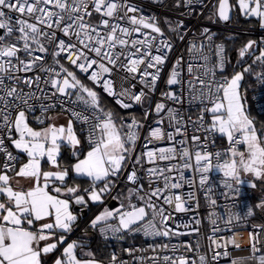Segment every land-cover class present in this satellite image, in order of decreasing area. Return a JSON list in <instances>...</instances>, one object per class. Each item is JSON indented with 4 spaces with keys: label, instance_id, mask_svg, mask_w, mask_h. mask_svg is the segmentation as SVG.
I'll list each match as a JSON object with an SVG mask.
<instances>
[{
    "label": "snow or ice",
    "instance_id": "1",
    "mask_svg": "<svg viewBox=\"0 0 264 264\" xmlns=\"http://www.w3.org/2000/svg\"><path fill=\"white\" fill-rule=\"evenodd\" d=\"M173 7L181 18L165 23L180 41L187 37L183 16L197 8L214 24L238 12L264 29V0H173ZM214 37L204 27L187 48L196 62L177 56L169 65L173 40L135 0H0V264H129L116 252L97 258L83 238L69 239L78 227L75 206L120 201L90 221L106 240L139 232L170 240L200 231L197 193L217 205L213 173L226 200L238 198L245 183L264 184V124L242 85L245 74L264 85V39L242 45L240 62L252 64L226 75L230 61ZM98 90L125 111L147 110L121 116ZM121 183L126 195L117 191ZM185 185L192 190L183 192ZM257 210L264 213V199L246 217ZM179 213H193L192 221L177 223ZM211 223L219 232L214 213ZM255 227L250 250L264 264V254L256 255L264 253V224ZM209 239L213 255H199L198 264L228 255L217 251L226 244ZM180 247L195 251L168 243L122 251L134 259L137 251L154 253L140 264H197L177 254Z\"/></svg>",
    "mask_w": 264,
    "mask_h": 264
},
{
    "label": "built area",
    "instance_id": "2",
    "mask_svg": "<svg viewBox=\"0 0 264 264\" xmlns=\"http://www.w3.org/2000/svg\"><path fill=\"white\" fill-rule=\"evenodd\" d=\"M135 2L143 8L145 15H155L159 18L162 28L165 30L166 35H168L174 43V49L170 53L169 65L174 62L177 56H184L185 60L196 62L195 58L190 56L187 52L189 43L193 40L194 37H198L200 32L204 27H209L213 33H215L214 42L216 44L223 43L226 49V55L229 61H236V54L233 55L232 52L228 49V43L230 41L234 42L237 39H251L260 41L264 39V29H261L259 25L257 26H247L242 24H237L230 22L228 24L224 23H211L207 19V13L203 16L201 15V9L197 8L194 14H185L183 19L186 24L185 31L187 32V37L184 41H180L174 34L168 31V26L165 23V20L171 21L173 24L179 21L180 12L179 10L173 7V0H135ZM237 51V49H236ZM252 64V59L247 57L243 66ZM228 64L225 69V74L227 73ZM254 72L261 71V66L258 64L253 65ZM163 87V85H161ZM243 87L247 89V96L251 106L254 108L255 112L258 115L264 116V85H261L255 75L245 74ZM101 91V94L109 98L114 104L115 101L112 97L107 96ZM153 100L159 99V93L157 92ZM260 101V102H258ZM116 105V104H115ZM116 107L122 111L121 116H128L129 114L135 115L137 118L143 116L145 110H147V104L145 105H135L131 110L125 111L121 109L118 105ZM187 107V105L185 106ZM146 135V132L141 133V140L138 141L137 150H140L141 145L143 144V136ZM225 141L218 140L217 147L221 148L225 146ZM159 146L165 147L166 143H161ZM187 175H190L188 173ZM213 179L216 182L214 187V197L217 200L216 206H211L209 202L205 199L203 192L197 193L199 197V208L196 210V215L201 220L199 225L200 231L198 233H192L190 235H183L178 237H172L170 240L162 237H145L142 232L139 233H129L122 240L116 239H107L108 240V249L109 255L116 252L121 256L122 259L129 262V264H140L139 257H151L154 255L152 251H137L135 253L136 259L130 257L127 252L122 251L127 248H136V249H148L149 245L152 244H163L168 243L170 245H183L191 244L195 251L189 252L184 247H180L177 254H185L190 259L196 260L198 264L199 255L206 254L209 259H211L213 253L211 248L214 246L213 241L209 237H213L221 245H227V248L220 247L217 249L218 252L227 251L228 255H221L216 264H257V261L252 258V252L250 250V245L252 243L250 238V233L256 232L259 233V229L256 228V225L264 224V213H261L259 210L256 211L255 216L246 217L247 207L253 206L258 203L261 199H253L250 195L249 190L244 185L240 186V196L238 198H233L226 200L221 193L224 189L219 186V177L217 174L213 173ZM126 190L124 184L119 185L117 191ZM187 185H185L183 192L187 193L190 191ZM112 200L111 197L107 198L103 205H100V208L108 206V203ZM117 204L114 208L119 207V200H116ZM215 214V219L217 221V227L220 231L213 234L211 223V214ZM234 216L242 217L239 221L234 220L232 224H226L224 217H227L229 214ZM177 223L189 224L193 219V213H179L176 214ZM246 217V218H245ZM84 227V226H83ZM82 226H78L76 230L70 235V239L74 238L80 231ZM184 231V229H181ZM104 238V237H103ZM239 246L238 248L235 246ZM161 256L167 254L171 255L172 252L169 249L168 251H161ZM264 253H257L256 255H261ZM107 257V258H108ZM162 264V261H161Z\"/></svg>",
    "mask_w": 264,
    "mask_h": 264
},
{
    "label": "trees",
    "instance_id": "3",
    "mask_svg": "<svg viewBox=\"0 0 264 264\" xmlns=\"http://www.w3.org/2000/svg\"><path fill=\"white\" fill-rule=\"evenodd\" d=\"M231 22L237 23V24H242V25H247V26H257L258 25V23L256 21H245V20L239 18L236 13L233 15V19H232ZM244 42H245V40H243V39H237L234 42L230 41L228 43V49H229V51L232 52L233 55H235L236 52H237L236 51L237 47L240 44L244 43ZM238 67H240L242 69V65H239ZM236 69H237V67L235 65V61L234 62L233 61H230L228 63L227 73L230 74L232 71H234ZM243 83H244V80L242 81V85H243ZM102 97H103V103H104V105H105L106 108L112 109L113 111H115L119 115L122 114V111H120L116 107V105L109 98H107V97H105L103 95H102ZM248 102H249V100H248ZM249 106H250L251 114L257 119V121L260 124H264V116L258 115L255 112L254 108L251 106L250 102H249ZM69 158H70V154L68 152H66L65 153V159L67 160ZM121 192L123 194H126V190H123ZM250 195H251V197L253 199L262 198L259 193H254L253 192V193H250ZM84 221H85V219H83L81 223H83ZM83 228H85V226ZM83 228H82V230H83ZM88 242H89V247H91L93 249V252L96 253L97 256H100L98 254H99V252L101 250H103L104 254H103V257H101V258H104L105 260L107 259L108 255H109V249L107 248L108 247V244H107L108 243V240L104 239L102 235L96 236V234H95V236H93L90 240H88Z\"/></svg>",
    "mask_w": 264,
    "mask_h": 264
},
{
    "label": "crops",
    "instance_id": "4",
    "mask_svg": "<svg viewBox=\"0 0 264 264\" xmlns=\"http://www.w3.org/2000/svg\"><path fill=\"white\" fill-rule=\"evenodd\" d=\"M70 154V153H69ZM126 195V194H124ZM120 203V201H119ZM107 207L109 209H114V207H109V206H104L102 208H100V205L97 204H89V206L83 210L80 209L79 206H75V210L77 212V214L79 215V221H78V226H85V228H83L82 231H80L74 238L72 239H80L83 238L87 247L93 251V249L91 247H89V242L88 240H90L93 236H100L101 234L97 231L94 230L90 227V221L97 215L99 214L101 211H103V209ZM85 219V221L83 223L82 220ZM81 223V224H80ZM81 232H84L82 235L80 234ZM87 233V234H85ZM71 237V236H70ZM70 239V238H69ZM70 239V240H72ZM50 259V258H49Z\"/></svg>",
    "mask_w": 264,
    "mask_h": 264
},
{
    "label": "rangeland",
    "instance_id": "5",
    "mask_svg": "<svg viewBox=\"0 0 264 264\" xmlns=\"http://www.w3.org/2000/svg\"><path fill=\"white\" fill-rule=\"evenodd\" d=\"M236 14L238 15L239 18H241V19H243V20H245V21H256L255 19H247V18L243 17L242 15H240L238 12H237ZM248 40H249V39H246L244 43L240 44V45L237 47V54H236V61H235V65H236L237 69L234 70V71H241V70H242V69H241L240 67H238V66H239V65H243L244 62H240L239 57H238V50H239L240 47H241L242 45H244ZM245 59H246V58H245ZM244 61H245V60H244ZM234 71H232L229 75H231ZM62 122H63V121H62ZM248 179H250V178H249V177H245V180H246V181H247ZM244 185L248 188V190H249L250 193H253V192H254V193H259L260 196H261L262 198H264V184H261L260 182H257V187L254 188V189L251 188V187H249L247 183H245ZM83 233H84V232H81L80 234L82 235ZM87 250H90V249L87 247V248H86V251H87ZM91 251H92V250H91ZM103 254H104L103 250H101V251L99 252L98 255H100V256H97V254L95 253V255H96L97 258H101V257H103Z\"/></svg>",
    "mask_w": 264,
    "mask_h": 264
},
{
    "label": "water",
    "instance_id": "6",
    "mask_svg": "<svg viewBox=\"0 0 264 264\" xmlns=\"http://www.w3.org/2000/svg\"><path fill=\"white\" fill-rule=\"evenodd\" d=\"M117 204V201L112 199L109 203H108V206L109 207H114L115 205Z\"/></svg>",
    "mask_w": 264,
    "mask_h": 264
}]
</instances>
